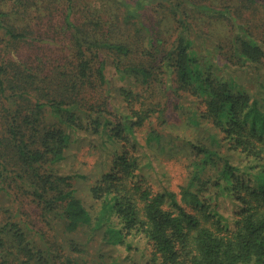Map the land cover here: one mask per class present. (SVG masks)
Returning <instances> with one entry per match:
<instances>
[{
  "label": "trees",
  "instance_id": "trees-1",
  "mask_svg": "<svg viewBox=\"0 0 264 264\" xmlns=\"http://www.w3.org/2000/svg\"><path fill=\"white\" fill-rule=\"evenodd\" d=\"M186 1L124 5L126 22L132 21L137 41L141 38L131 43L113 36L115 27L103 32L101 9L89 11L83 4L75 18L73 1L63 0L70 54L66 64L56 63L64 68L47 82L31 67L33 58L17 52L20 43L39 44L46 37L30 35L31 26L18 30L0 23V107L10 115L3 145L11 154L7 161L0 147V178L9 176L7 166L15 161L24 166L45 215L63 223L68 236L58 244L38 231L31 235L27 224H2L0 249L10 236L14 251L7 249V254L16 252L15 264H80L81 243L69 236L78 229L99 231L103 241L123 247L127 257L140 253L138 264H264V19L261 32L248 22L246 0H200L193 9L186 8ZM151 4L153 14L144 21L140 11ZM15 5L23 18H36L40 25L41 15H34L43 0H15ZM88 12V21H81V13ZM8 14L0 10V16ZM108 65L125 82L117 87L120 103L109 92L97 99L91 94L109 84ZM164 79V95L191 97L195 122L206 133L187 140L191 150L176 188L170 182L156 185L141 170L143 148L160 141L163 133L161 121L152 119L161 113L159 105L141 99L138 85L148 88ZM128 81L137 84L128 87ZM47 86L53 94L46 95ZM35 91L40 96L34 97ZM33 97L32 119L19 105ZM81 131L95 135L93 146L105 155L90 186L91 207L76 196L73 176L53 167L66 158L73 134ZM96 264H104L103 258Z\"/></svg>",
  "mask_w": 264,
  "mask_h": 264
},
{
  "label": "rangeland",
  "instance_id": "rangeland-1",
  "mask_svg": "<svg viewBox=\"0 0 264 264\" xmlns=\"http://www.w3.org/2000/svg\"><path fill=\"white\" fill-rule=\"evenodd\" d=\"M72 1L76 9L75 12L77 13L75 18L80 14L83 4L88 5L89 11L101 9L100 16L102 19L99 23L105 25V30H103V32L108 33L109 27L111 26L112 29H114V27L116 29L115 34H113L116 38L127 37L131 40V43L141 41V38L137 41L135 26L132 21L130 23L126 22L124 10V5L128 7V3H135L136 0H128L126 2H122L124 0ZM139 1L140 0H138V2ZM142 1L146 3L147 0ZM197 1L199 3L200 0L186 1V8H195ZM64 2L63 0H43V6L39 12H36L35 9H30L33 11V14L36 12L34 16L41 15L40 25L36 26L35 22L38 21V19L23 18V10L19 5H15V0H0V10L9 12L7 16H0V23H5L9 27L14 29L17 28L18 30L26 29L31 26L32 33L30 35L46 37L43 43L26 42L20 43V45L17 46L18 56H30L33 58L31 67L42 74L43 82H47L46 78H50L54 74L57 75L55 72L64 68V66L56 67L58 61H61L62 64H66L69 58V30L64 28L62 16ZM245 3L250 6V8L245 10L248 22L251 25L258 24L259 29H261L260 25L264 19V0H246ZM153 10L151 4L140 11L144 21H148L150 14H153ZM81 14L83 16L81 21L86 20L87 22L88 18L91 17L90 12ZM25 19L27 23H25ZM109 21H111V23H107ZM35 28L38 29V32ZM262 30L263 29H261L260 32ZM161 35L163 36V33ZM2 36L3 31H0V46L2 45ZM40 47H42V49ZM0 49L2 48L0 47ZM133 56L136 58L139 57L136 52ZM154 69L155 68H153V70ZM106 77L109 80V84L105 85V90L100 88L98 91H93L91 93L92 96L97 99L109 92L114 96L115 102L120 103L121 96L118 93L117 87L124 85L125 82L117 78L114 68L111 65H108L106 68ZM128 83V87H135V84H137V82L133 83L132 81H128ZM166 83L164 79L163 83H158L157 81L152 82L151 86L148 88L145 85H138L140 89H143L141 91V93H143L141 99L144 96L147 101L159 105L161 113L159 116L155 114L152 119H154L155 122L161 121L158 129L160 128L159 130L163 133L160 141L153 140L149 147L143 148L145 155L142 158L143 167L141 170L145 177L153 179L156 185L158 184V186H161L170 182L171 187L176 188L184 179V158L191 150V144L187 140L199 137V135H202V132H204L203 135L206 136V133L205 127H200L201 124L195 122L197 117L196 114H193L197 111V107L194 105L191 97H186L184 93L180 92L181 95L174 94V92H166L164 95L163 89ZM56 87L57 90L62 89L61 86V88H58V85H56ZM50 88V86H47L46 95L53 94L49 91ZM57 90H54V92L57 93ZM33 93L34 97L40 96V91H35ZM46 95H43V97ZM34 97L28 99L26 102H21L19 105L21 108L27 109L23 110V114H26L28 111V116L32 119L35 118V114L32 112ZM43 109H45V107ZM43 115L42 116L45 117L44 121L49 123V113L45 112ZM8 117H10V115L0 107V147L7 161L11 159V154L7 153L3 144L5 143V129L8 125V122L4 121H6ZM19 120L22 119L19 118ZM138 129L141 134L140 136L144 137L145 133L143 132V128L140 127ZM96 138L95 135L86 131L74 133V141L67 149L66 158L59 163L53 164L58 174L73 176L71 177V181L75 194L82 200L86 207H91L95 204L91 195L90 186L97 175H99L101 165H103L102 159L105 157L99 148L93 146V142ZM2 160L4 161L3 158ZM7 167L10 169L11 173L8 177L4 176V181L0 178V226L8 221L18 222L24 225L27 224L30 229H32L31 235H33V231H38L43 234L44 238L48 241L54 243L56 241L58 244H64L67 235L65 236L64 234L63 223L57 222L59 224H55L52 218L45 215L47 210L44 209L43 201L34 192L31 173L28 170H24L25 167L16 161L13 165H8ZM28 173H30V175ZM224 203L228 208L233 207L228 200H225ZM69 236L77 239L81 243L82 251L78 256L80 264H96V261L102 258L104 264H138L140 261V253L134 254L133 258L131 257L132 259L127 257V253L123 247L106 243L101 239L102 235L99 231L89 232L88 229H78ZM8 237L10 238V236ZM8 237L6 238L5 248L2 250L0 249V264H15L19 261L16 252H14L15 254H7V249L9 251H14L10 249L11 241ZM37 242L39 243L38 240ZM141 245L142 241L138 243L140 248ZM59 249H61V247ZM100 255H102L101 258H99Z\"/></svg>",
  "mask_w": 264,
  "mask_h": 264
}]
</instances>
